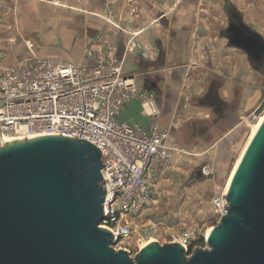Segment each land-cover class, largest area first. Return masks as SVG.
I'll use <instances>...</instances> for the list:
<instances>
[{
    "label": "water",
    "instance_id": "95a60500",
    "mask_svg": "<svg viewBox=\"0 0 264 264\" xmlns=\"http://www.w3.org/2000/svg\"><path fill=\"white\" fill-rule=\"evenodd\" d=\"M227 17V45L264 77V39L238 11ZM223 84L212 82L194 100L217 112L219 123L231 112ZM101 157L94 145L66 136L0 147V264H264V120L232 176L226 215L205 238L207 248L190 256L178 243L151 242L134 258L112 248L113 235L99 227L106 194ZM194 175L201 178L202 167Z\"/></svg>",
    "mask_w": 264,
    "mask_h": 264
},
{
    "label": "crops",
    "instance_id": "0c3cea01",
    "mask_svg": "<svg viewBox=\"0 0 264 264\" xmlns=\"http://www.w3.org/2000/svg\"><path fill=\"white\" fill-rule=\"evenodd\" d=\"M184 4L185 0H0L1 65L13 67L23 58L36 56L78 66H93L94 61L86 55L87 49H92L99 57L111 49L115 58L122 60L124 73L134 77L138 89L158 93L156 101L160 109V115L150 119L141 114L137 103H132L121 112L119 122L128 127L139 125L145 130L154 126L165 130L169 134L166 145L170 149L182 148L197 157L196 152L203 154L213 150L241 127L238 118L246 91L241 84H228L219 75L209 76L202 81L203 92L197 91L195 96L191 94L187 106L185 102L183 104L179 84L191 80L190 70L196 74L200 72L196 56L201 54L198 43L201 23L205 20L200 10L203 0H196L188 9L187 17ZM131 10L135 15H130ZM174 13L180 21L176 25L169 24V28L176 32L173 44L168 36V26L160 25L162 17L158 19L157 16L165 14L169 18ZM185 25L186 32L180 34ZM136 32H140L136 43L149 58L125 53L127 34ZM156 39L162 41L165 60L172 54L176 65L167 61L163 65H154L153 41ZM206 54L213 57L211 52ZM232 65L226 62L223 66L233 74L237 67L232 69ZM210 71L214 72V68ZM174 72H177V84L172 83ZM219 80L224 82L221 94L231 110L220 123L218 113L215 114L210 106L194 101L209 90V82L217 84ZM234 120L230 129L221 133L224 125Z\"/></svg>",
    "mask_w": 264,
    "mask_h": 264
},
{
    "label": "built area",
    "instance_id": "2783aa9c",
    "mask_svg": "<svg viewBox=\"0 0 264 264\" xmlns=\"http://www.w3.org/2000/svg\"><path fill=\"white\" fill-rule=\"evenodd\" d=\"M134 13L130 11V15ZM139 34H127V55H148L136 43ZM86 55L94 61L93 66L32 56L4 68L0 56V147L11 139L66 136L98 148L105 166L102 188L106 186L105 215L99 227L113 235L115 245L127 244L134 220L154 204L173 150L166 145L167 131L119 122L121 112L132 103L139 105L146 118L160 115L153 94L138 89L134 77L124 73L122 60H117L111 49L99 57L89 48ZM255 112L247 117H252L254 124L261 116ZM225 196L224 190L210 202L218 221L226 215ZM149 231L145 229L142 238ZM167 242L180 244L188 256L197 249L192 247L191 233L176 238L170 235ZM119 250L129 253L126 248Z\"/></svg>",
    "mask_w": 264,
    "mask_h": 264
},
{
    "label": "rangeland",
    "instance_id": "374dc122",
    "mask_svg": "<svg viewBox=\"0 0 264 264\" xmlns=\"http://www.w3.org/2000/svg\"><path fill=\"white\" fill-rule=\"evenodd\" d=\"M224 1L237 9L244 23L264 39V0H203V8L201 6L200 10L203 11L201 14L205 20L201 23V40L198 43L201 54L196 56L200 72L196 74L190 70L191 80L179 84V90L182 98L185 92L195 96L197 91L203 92L202 81L214 75L225 78L228 84H241L246 91L239 117L242 118V125L231 138L225 139L213 150L203 154L196 152L197 157H192V153L182 148L172 151L170 167L160 181L153 206L134 220V229L127 244L112 246L115 250L128 249L132 258L139 252V246L150 240L164 245L168 243L170 235L176 238L185 233L193 235L197 248H207L206 234L219 223L210 202L215 194L226 190L228 179L250 137L254 122L252 117H247L258 109L255 113L264 115L263 76L252 70L246 55L229 47L221 35L227 28V19L223 12ZM208 52L213 57H209L206 54ZM226 62L233 64L232 69L237 67L236 72L232 74L227 71L223 66ZM212 68L214 72L210 71ZM229 74L232 75L230 78ZM226 94L228 96L229 92ZM231 126L229 122L225 124L221 133H226ZM201 167L204 175L201 178L193 177L195 171ZM147 228L150 231L142 238V232Z\"/></svg>",
    "mask_w": 264,
    "mask_h": 264
},
{
    "label": "flooded vegetation",
    "instance_id": "af4514ba",
    "mask_svg": "<svg viewBox=\"0 0 264 264\" xmlns=\"http://www.w3.org/2000/svg\"><path fill=\"white\" fill-rule=\"evenodd\" d=\"M196 2V0H185V6L187 7V9H186V11H185V13L184 14H186V17L188 16V14H187V11H188V9L192 6V5H194V3ZM181 9H182V7H180ZM235 10L234 9V7L233 6H231L230 5V3L228 2V1H224V5H223V12H224V14H225V16H226V19H227V28H228V17H227V12L229 11V10ZM183 10V9H182ZM175 15H176V13H174V14H172L168 19L165 17V14H162V18H161V22L159 21V24L160 25H162V26H168V36H169V38H170V40L171 41H173V44H174V41H175V39H176V32H175V29H173V28H169V24L170 23H172V24H174V25H176V23L178 22V21H180L179 20V18L178 17H175ZM173 16V17H172ZM165 18V19H164ZM183 20H185L186 21V18H183ZM247 26V25H246ZM249 27V26H248ZM226 28V29H227ZM250 28V27H249ZM186 25L185 26H183L182 27V29L180 30V34L181 33H185L186 32ZM226 29H224L223 31H222V33H221V35H222V37H224V31H226ZM251 29V28H250ZM252 30V29H251ZM253 31V30H252ZM225 38V37H224ZM153 46H154V48H153V51H154V54H155V58H156V63L154 64V65H163L164 64V62L165 61H167V63L168 64H175L176 65V63H177V61L174 59V58H172V54L169 56V58L167 59V60H165V57H164V52H163V50H162V46H163V44H162V41L161 40H159V39H156V40H154L153 41ZM161 48V49H160ZM153 53H151V55H152ZM141 58H143V56L141 57ZM144 58H149V56H146V57H144ZM177 72H174V75H172V83L173 84H177V78H176V76H175V74H176ZM210 84H211V82H209V86H210ZM151 93V92H150ZM151 94H153V93H151ZM156 94H158L156 91L154 92V94H153V96L155 97V99H156ZM191 95H189V97H190ZM182 102H183V104H184V102H185V95H183V98H182ZM189 102H190V98H189ZM200 102V101H199ZM197 103V102H196ZM230 108V107H229ZM229 108H228V110H229Z\"/></svg>",
    "mask_w": 264,
    "mask_h": 264
},
{
    "label": "bare ground",
    "instance_id": "6f19581e",
    "mask_svg": "<svg viewBox=\"0 0 264 264\" xmlns=\"http://www.w3.org/2000/svg\"><path fill=\"white\" fill-rule=\"evenodd\" d=\"M263 120H264V115H263V116L261 115L260 118H259V120H258L254 125H252V131H251L250 137H249V139H248V141H247V143H246V145H245V147H244V149H243V151H242L240 157L238 158V160H237V162H236V164H235V166H234V169H233V171H232V173H231V175H230V177H229V179H228L227 186H226V190H225L226 192H227L228 187H229V185H230V182H231L232 176H233V174H234V172H235V170H236V168H237V166H238V164H239V162H240V160H241V158H242V156H243V154H244V152H245V150H246L248 144H249L250 141L252 140L253 136H254L255 133L257 132V130H258V128L260 127V125H261V123L263 122ZM16 141H19V139H11V140L8 141V144H9V143L16 142ZM209 232H210V231H209ZM209 232H208V233H209ZM208 233L206 234V237L208 236ZM150 241L152 242V240H150ZM150 241H149V242H146V244H144V245L142 244V245H141V248H143V247H145L147 244L151 243Z\"/></svg>",
    "mask_w": 264,
    "mask_h": 264
},
{
    "label": "trees",
    "instance_id": "16d2710c",
    "mask_svg": "<svg viewBox=\"0 0 264 264\" xmlns=\"http://www.w3.org/2000/svg\"><path fill=\"white\" fill-rule=\"evenodd\" d=\"M200 243H202V240H200ZM192 247H196L194 241L192 242Z\"/></svg>",
    "mask_w": 264,
    "mask_h": 264
}]
</instances>
